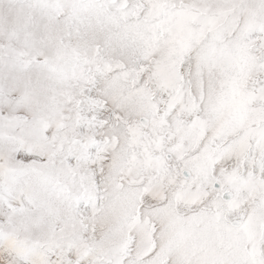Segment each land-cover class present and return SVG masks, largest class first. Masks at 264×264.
I'll return each instance as SVG.
<instances>
[{"label":"snow or ice","instance_id":"snow-or-ice-1","mask_svg":"<svg viewBox=\"0 0 264 264\" xmlns=\"http://www.w3.org/2000/svg\"><path fill=\"white\" fill-rule=\"evenodd\" d=\"M0 264H264V0H0Z\"/></svg>","mask_w":264,"mask_h":264}]
</instances>
